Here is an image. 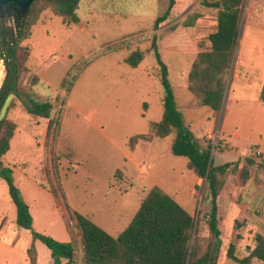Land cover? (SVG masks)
<instances>
[{"label":"rangeland","instance_id":"374dc122","mask_svg":"<svg viewBox=\"0 0 264 264\" xmlns=\"http://www.w3.org/2000/svg\"><path fill=\"white\" fill-rule=\"evenodd\" d=\"M203 1L174 0L158 29L155 19L170 0H81L79 24L64 20L44 0L33 7L27 38L20 42L27 47L19 51L25 66L21 95L7 112L16 130L3 163L12 168L34 228L60 241L72 238L75 264H84V249L72 210L117 236L154 186L194 216V236L204 244L209 238L206 181L189 169L187 157L171 152L175 132L163 138L153 128L163 115V87L151 49L155 37L186 124L202 146H212L214 163L236 164L218 197L222 246L217 264H240L228 258L229 246L233 243L237 256L245 257L256 236L264 235V103L259 100L264 0H243L218 112L200 105L188 90L192 63L208 49V35L217 27L218 9ZM137 49L144 58L132 67L125 58ZM5 72L0 56V84ZM28 94L52 103L49 118L27 111ZM31 242V232L16 223L15 204L0 178V264H31ZM35 245L36 264H52L48 247L40 241ZM251 264L264 262L255 258Z\"/></svg>","mask_w":264,"mask_h":264},{"label":"trees","instance_id":"16d2710c","mask_svg":"<svg viewBox=\"0 0 264 264\" xmlns=\"http://www.w3.org/2000/svg\"><path fill=\"white\" fill-rule=\"evenodd\" d=\"M30 8L24 24L13 47L11 60L6 66V76L0 89V112L10 93L20 97L21 72L25 66L20 62L19 51L25 50L20 42L27 38L26 30L31 26ZM53 7L54 12L64 20L79 24L81 18L77 13L81 0H44ZM203 4L217 8L216 30L208 35L209 47L198 53L191 66L188 76V90L199 100V104L218 112L221 110L225 97L226 80L232 64L233 53L238 42L242 19L243 0H204ZM174 0H170L167 10L156 17L154 28L158 29L170 15ZM193 25L186 22L185 26ZM151 49L159 65V80L163 87V115L161 120L153 123L159 137H166L175 132L171 152L177 156L188 158V167L199 179L206 181V193L210 200L207 212L209 238L194 236L196 223L194 216L186 210L170 193L159 186L150 189L142 200L140 207L128 226L117 236L109 234L85 214L72 210L81 232L84 249V264H217L222 246L221 228L219 227L218 197L225 184L226 175L234 169L233 162L216 164L213 161L212 146H202L193 130L186 124L184 115L179 109L174 89L170 81L168 64L163 60L158 48L156 37ZM144 58V52L137 49L131 52L125 62L137 67ZM38 82L35 77L33 84ZM24 101L29 113L49 118L52 103L40 102L27 95ZM10 103L8 111L13 103ZM259 100L264 102V83ZM7 111V112H8ZM16 123L5 118L0 121V178L8 185L9 195L16 207V223L19 227L29 230L32 235L28 249L31 264H36V241L42 242L51 251L52 264H75V244L73 240L60 241L52 236L37 231L29 204L22 197L15 183L12 168L4 165L3 156L11 147L15 134ZM133 138V144L136 141ZM250 163L254 160L248 157ZM262 165V164H260ZM232 167V168H231ZM241 169V168H239ZM247 177L246 169L240 170ZM228 258L240 264H251L253 259L264 262V235L256 236V245L245 257L235 253L232 243L227 250Z\"/></svg>","mask_w":264,"mask_h":264},{"label":"water","instance_id":"95a60500","mask_svg":"<svg viewBox=\"0 0 264 264\" xmlns=\"http://www.w3.org/2000/svg\"><path fill=\"white\" fill-rule=\"evenodd\" d=\"M35 0H0V56L6 66L9 65L17 36ZM6 72L4 73V78ZM3 78V81H4ZM0 84V89L3 84ZM14 94L6 98L1 112L0 121L5 118Z\"/></svg>","mask_w":264,"mask_h":264},{"label":"crops","instance_id":"0c3cea01","mask_svg":"<svg viewBox=\"0 0 264 264\" xmlns=\"http://www.w3.org/2000/svg\"><path fill=\"white\" fill-rule=\"evenodd\" d=\"M264 83V82H263ZM263 83H262V85H263ZM261 91V90H260ZM260 94V93H259ZM193 97V96H192ZM262 102V101H261ZM264 103V102H263ZM229 138H232V136L231 135H229ZM71 240H72V238H71ZM70 241V240H69Z\"/></svg>","mask_w":264,"mask_h":264}]
</instances>
